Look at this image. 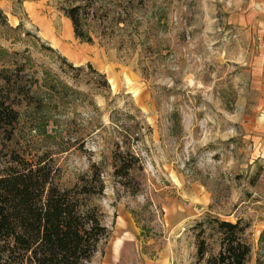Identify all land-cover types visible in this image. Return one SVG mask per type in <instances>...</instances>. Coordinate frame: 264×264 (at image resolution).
I'll return each instance as SVG.
<instances>
[{"label": "rangeland", "instance_id": "1", "mask_svg": "<svg viewBox=\"0 0 264 264\" xmlns=\"http://www.w3.org/2000/svg\"><path fill=\"white\" fill-rule=\"evenodd\" d=\"M73 7L89 43L65 32ZM0 69L50 120L32 131L22 113L0 166L42 158L59 188L98 167L107 237L90 264H206L211 219L246 224L245 264L264 260V0H0ZM115 144L137 159L124 186Z\"/></svg>", "mask_w": 264, "mask_h": 264}, {"label": "trees", "instance_id": "2", "mask_svg": "<svg viewBox=\"0 0 264 264\" xmlns=\"http://www.w3.org/2000/svg\"><path fill=\"white\" fill-rule=\"evenodd\" d=\"M64 16L71 24L73 36L89 43V36L79 29L78 9H67ZM58 58L70 71L76 74L86 71L95 78L98 87L108 88L105 76L89 64L73 67L63 57ZM7 73L0 69V136L6 132L11 140L22 113L34 116L29 122L30 130L44 132L50 120L46 116L37 117L43 108L35 86L23 91L18 80ZM50 88L55 90L54 86ZM20 107L23 112L18 110ZM13 155L8 164L0 166V264H90L98 244L107 237L96 204L104 190L98 167L92 164L89 173L78 177L72 186L59 188L49 162ZM133 161L137 159L132 153L115 144L111 154L112 176L121 186L129 178ZM209 223L219 235L218 249L205 263L245 264L249 247L242 236L247 225L240 220L230 223L211 219ZM199 233L195 236L197 261L206 253ZM255 264H264V260L257 258Z\"/></svg>", "mask_w": 264, "mask_h": 264}, {"label": "crops", "instance_id": "3", "mask_svg": "<svg viewBox=\"0 0 264 264\" xmlns=\"http://www.w3.org/2000/svg\"><path fill=\"white\" fill-rule=\"evenodd\" d=\"M65 32L67 35H69V37L72 35L71 25H70L69 20L68 22H65Z\"/></svg>", "mask_w": 264, "mask_h": 264}]
</instances>
